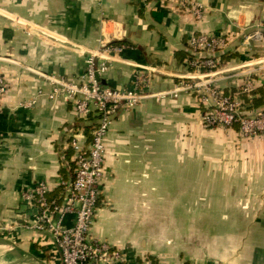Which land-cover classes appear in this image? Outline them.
<instances>
[{"label":"crops","instance_id":"obj_1","mask_svg":"<svg viewBox=\"0 0 264 264\" xmlns=\"http://www.w3.org/2000/svg\"><path fill=\"white\" fill-rule=\"evenodd\" d=\"M194 1L204 9L200 21L173 0H0L7 85L0 105V264H61L48 234L22 227L34 210L21 193L45 182L58 196L60 183L73 178L70 131H82L87 143L95 121L78 119L62 96L49 99L39 73L74 81L87 53L121 46L108 57L106 86L131 89L137 67H147L154 72L149 91L159 92L184 81L190 36L227 34L220 54L227 65L264 54V0ZM256 89L264 93L263 80ZM38 91L32 107H21ZM199 107L184 94L146 100L110 126L90 236L119 250L127 264H264V138L207 129ZM72 219L65 216L64 225Z\"/></svg>","mask_w":264,"mask_h":264},{"label":"built area","instance_id":"obj_2","mask_svg":"<svg viewBox=\"0 0 264 264\" xmlns=\"http://www.w3.org/2000/svg\"><path fill=\"white\" fill-rule=\"evenodd\" d=\"M173 1L179 7L177 10L198 21L203 19L204 9L197 1ZM253 34L257 36L259 33ZM252 37L247 36L246 40ZM229 43V36L225 33L203 32L190 36L186 42L189 56L185 61L184 81L159 92L149 91L154 72L147 67H137L131 89L111 88L97 80V77L104 78L108 73V57L120 53L121 46L103 44L101 53H87L84 72L74 81L39 73V77L50 85L49 99L62 96L71 102L78 119L95 118L87 143L82 131H70L73 178L60 183L58 196H51V188L45 182H37L21 193V201L34 210L32 218L22 227L30 232L48 234L60 251L61 264H127L119 250L90 236L105 177L106 138L110 126L121 112H131L146 100L159 103L184 94L193 96L198 102L205 128H237L243 139L264 138V102L260 108L254 109L249 108L243 98L250 97L262 80L264 83V54L253 61L227 65L222 62L220 54ZM227 81L237 85L236 89L223 88V82ZM6 91V81L0 74V105ZM42 94L38 91L21 107H32ZM67 215L73 217L70 227L64 225ZM140 264L155 263L143 260Z\"/></svg>","mask_w":264,"mask_h":264},{"label":"trees","instance_id":"obj_3","mask_svg":"<svg viewBox=\"0 0 264 264\" xmlns=\"http://www.w3.org/2000/svg\"><path fill=\"white\" fill-rule=\"evenodd\" d=\"M221 60L223 63H226L228 61V57L226 55H221ZM256 90H254L255 92L252 94V96L257 94V97H251L249 99L247 98V101H246V102H251V105H250L251 107L261 106L264 102L263 90L262 91L260 90L257 93H256Z\"/></svg>","mask_w":264,"mask_h":264},{"label":"water","instance_id":"obj_4","mask_svg":"<svg viewBox=\"0 0 264 264\" xmlns=\"http://www.w3.org/2000/svg\"><path fill=\"white\" fill-rule=\"evenodd\" d=\"M97 80H98L102 85H106V84H105V81H104L102 78L97 77Z\"/></svg>","mask_w":264,"mask_h":264},{"label":"rangeland","instance_id":"obj_5","mask_svg":"<svg viewBox=\"0 0 264 264\" xmlns=\"http://www.w3.org/2000/svg\"><path fill=\"white\" fill-rule=\"evenodd\" d=\"M199 108H201V107H199Z\"/></svg>","mask_w":264,"mask_h":264}]
</instances>
